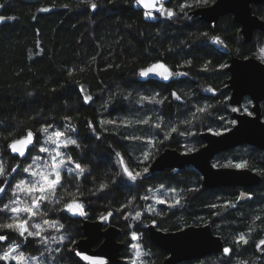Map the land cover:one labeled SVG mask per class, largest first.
Wrapping results in <instances>:
<instances>
[{"label": "trees", "instance_id": "obj_1", "mask_svg": "<svg viewBox=\"0 0 264 264\" xmlns=\"http://www.w3.org/2000/svg\"><path fill=\"white\" fill-rule=\"evenodd\" d=\"M213 1L198 5L196 0H169L164 9L171 10L172 17L158 14L155 21H145L141 10L131 7L132 0H0V16L6 18L0 21V165L5 170L0 187H7L0 207L11 202L12 187L28 176L23 169L32 157L47 159L39 151L44 127L51 125L50 132L75 129L79 147L63 151L73 158V169L77 163L85 169L80 177L62 170L54 196L60 203L43 202L48 217L36 218V222L59 219L65 225L61 234L68 238L59 246L62 251L51 257L56 264H82L68 253L70 244L82 235L81 219L65 209L73 200L83 204L89 219L111 212L110 222L122 229L119 264H131L133 232L144 254L142 264H161L166 252L150 242L148 223L175 230L206 222L231 249L230 255L221 251L175 264H264V251L257 247L264 239V149L240 144L212 160L214 165L244 163L260 174V182L247 188L205 187L191 165L176 173L157 170L135 182L117 176L122 172L121 159L130 171L141 172L164 147L194 149L202 144L201 131L231 126L224 66L228 53L209 43V25L189 14L192 8ZM91 3L97 4L94 11ZM252 12L264 20V2L252 4ZM237 27L231 14H224L214 30L232 53L255 55L264 43V30L254 31L249 41L239 44ZM155 60L186 76L168 82L139 80L138 69ZM142 95L156 96V101L141 102ZM262 104L264 119V100ZM199 108L205 111L198 112ZM143 119L148 123L135 122ZM173 127L176 132H171ZM27 130L35 133V142L20 161L7 151V143ZM101 184L108 187L101 190ZM172 189L181 202L170 207L166 194L171 196ZM241 191L247 197L239 198ZM156 193L168 202L157 203L152 199ZM136 212L141 216L133 220ZM7 215L0 214V224L12 222ZM0 235L9 237L0 242V252L16 245L31 256L42 250L35 239L24 241L2 228ZM240 235L246 244L238 241Z\"/></svg>", "mask_w": 264, "mask_h": 264}, {"label": "water", "instance_id": "obj_2", "mask_svg": "<svg viewBox=\"0 0 264 264\" xmlns=\"http://www.w3.org/2000/svg\"><path fill=\"white\" fill-rule=\"evenodd\" d=\"M168 1L159 0L157 7L161 4L164 7ZM262 2L264 0H214L208 5L192 8L189 14L198 16L212 29L220 16L231 14L233 21L239 25L236 31L237 40L245 43L252 38L254 31L264 30V20L252 12V4ZM131 7L141 10L145 21H155L159 14L153 12L146 16L147 10L142 5H137L135 0H132ZM211 36L214 37V34L212 33ZM156 62H163L173 73L168 80L155 74H149L148 77L139 76L141 69ZM227 70L230 73L227 84V88L230 89L229 103L240 104L243 96L248 95L253 101L252 114L233 111L232 116L235 118V123L230 128L221 131V135L208 130L201 132L199 136L204 144L193 151L181 152L176 148L165 147L146 166L149 171L147 173L141 171L142 176H148L164 168H169L172 173H176L185 165H192L200 172L201 182L205 187L239 186L247 188L260 182L261 175L248 167L237 169L235 166H215L211 163L214 154L239 144L264 149V120L261 118L260 109V101L264 99V61L254 56L246 58L231 56ZM137 75L142 81L155 79L168 82L184 77L186 74L171 69L162 60H155L139 68ZM29 131L33 133L34 141L28 146L25 155L21 157L19 154L12 153L9 144L25 137ZM35 137L32 130H27L7 143V151L21 161L34 145ZM73 216L81 219L82 235L70 244L69 254L82 264H94V260H103L104 264L121 263V250L124 244L118 236L122 233V229L110 222V211L94 219L79 215ZM146 231L150 242L166 252L161 264H175L183 260L198 259L211 253H219L225 248L222 237L213 232L209 222L188 224L175 230H163L154 223H148ZM77 251L94 259L85 261L82 256L76 255Z\"/></svg>", "mask_w": 264, "mask_h": 264}, {"label": "snow or ice", "instance_id": "obj_3", "mask_svg": "<svg viewBox=\"0 0 264 264\" xmlns=\"http://www.w3.org/2000/svg\"><path fill=\"white\" fill-rule=\"evenodd\" d=\"M137 5H142L147 11L145 15H151L153 12L159 13L161 16L172 17L173 12L171 10L164 9L161 4L157 7L159 0H135ZM196 3H207V0H196ZM190 5H182L185 7ZM91 8L93 11L97 8L96 3H91ZM6 19L4 16H0V21ZM217 42H219L217 38ZM264 53V48L260 50ZM190 63V61H189ZM149 74H155L164 80H168L173 73L163 62H156L155 64L143 68L139 71L140 77H148ZM175 95V93L173 94ZM179 97H177L178 99ZM140 101H156V96H140ZM198 112H204V108L197 109ZM235 111V109H233ZM133 121H125V123H132ZM136 123L147 124L148 120H138ZM108 123H114V121H108ZM235 123V121H233ZM52 126L49 125L41 129L43 133L46 134V140L44 147L39 149L40 153H46L47 159L37 156L32 164L23 169L25 174H28L29 178L20 179L12 187L11 196L12 200L10 203H4L0 207V214H11V220L13 222L0 224V228L15 232L19 238L27 241L29 238L38 241L39 254L37 256L26 255L25 252L19 245L10 246L7 250L0 252V264H56L54 259L51 257L55 254H59L62 249L59 247L64 244V241L68 238L62 233L65 229V225L60 222L59 219L44 218L42 222H36L37 217H48V213L42 210L43 202L47 201L49 203L58 204L60 201L55 199V192L62 182V170L69 173L75 171L77 177L84 174L85 169L81 167L79 163L75 164V169H73V158L63 151L68 149L70 146L79 147L78 138L75 137V129L70 126L64 130H54L49 131ZM156 128H160V124L155 125ZM211 131V129H209ZM171 132H176V128H172ZM70 133L72 135H70ZM214 134L221 135V131H217ZM126 139H140V137H125ZM168 137L165 136L164 139ZM34 141L33 133L29 131L27 135L21 139L13 141L9 144V149L12 153L19 154L23 157L29 145ZM151 143V141H150ZM192 151V149H189ZM119 157L121 154L116 153ZM149 155L146 154L144 160L147 161ZM122 172H117V176L120 180L125 177L129 181H137L138 177L142 176L140 171L132 172L129 170L128 166L124 164L123 159L120 161ZM246 165L244 163H237L235 167L237 169L243 168ZM4 167L0 165V175H4ZM15 171V169L13 170ZM149 168H143V173H147ZM107 184H101V190L107 188ZM163 188V185H161ZM7 191V187H0V200L3 199V194ZM171 201L170 207L179 205L181 202L180 195L175 189L171 190ZM144 199H149V197H144ZM157 203L163 204L166 202L164 198L159 196H153ZM131 203V201H129ZM227 203V202H226ZM215 207V205H213ZM65 209L72 215L85 216L86 212L84 210L83 204L76 202H70L65 205ZM141 216L140 212L132 217L133 220H138ZM26 217V218H25ZM104 219V217H101ZM9 239L7 235H0V242H6ZM131 239L136 241L139 239L137 234L133 232L131 234ZM238 241L247 243V239L244 235L238 237ZM55 244L57 247L52 248L50 245ZM264 240H261L257 245L260 251H264ZM134 256L132 264H142L141 257L144 255L138 246L134 245ZM223 253L225 255H230L231 249L228 247L223 248ZM77 256H82V259L87 261L89 259H94L88 255H84L81 252H76ZM94 264H104L103 260H94Z\"/></svg>", "mask_w": 264, "mask_h": 264}, {"label": "flooded vegetation", "instance_id": "obj_4", "mask_svg": "<svg viewBox=\"0 0 264 264\" xmlns=\"http://www.w3.org/2000/svg\"><path fill=\"white\" fill-rule=\"evenodd\" d=\"M233 20V19H232ZM237 24V23H236ZM238 25V24H237ZM210 27V26H209ZM214 28H215V26H214ZM214 28L212 29L211 27H210V33L207 35V37H206V40L209 42V43H211L212 45H214L216 48H218V49H220V50H223L224 52H226V53H228V61L225 63V69H226V71L228 72V77H227V79H226V85H225V88L228 90V96H227V104H228V108H229V114H230V118H231V121H232V124H231V126L233 125V121H235V118L232 116V112H233V109H235V111L236 112H245V113H248V114H252V110H251V106L253 105V101L250 99V97L248 96V95H244L243 96V98H242V101H241V103L240 104H230L229 103V96H230V89L229 88H227V84H228V78H229V76H230V73H229V71L227 70V66H228V64H229V62H230V58H231V56H236V57H239V58H246V57H250V56H254V57H257L256 56V54L255 55H248V56H239V55H236V54H234V53H232L231 51H230V49L228 48V45L226 44V42L224 41V39L219 35V34H217L216 32H215V30H214ZM239 29V25H238V27H237V29H236V31ZM257 31V30H256ZM212 33L214 34V37H212L211 35H212ZM235 37H236V32H235ZM217 38H218V40H219V42H217ZM236 40H237V37H236ZM238 41V40H237ZM238 43L239 44H242V43H240L239 41H238ZM258 58V57H257ZM258 59H260V58H258ZM261 60V59H260ZM171 68V67H170ZM172 69V68H171ZM174 70V69H173ZM175 71H181V70H175ZM181 72H183V71H181ZM185 73V72H184ZM186 76V75H185ZM184 76V77H185ZM210 90H212V92L211 93H214V90L213 89H210ZM264 99H262L261 101H260V109H261V118L263 119V112H262V110H263V104H262V101H263ZM264 120V119H263ZM230 126V127H231ZM230 127H228V128H230ZM227 128V129H228ZM226 130V129H225ZM205 131H207V130H205ZM209 131V130H208ZM223 131V130H222ZM201 132H203V131H201ZM200 132V133H201ZM212 132H214V131H212ZM199 133V134H200ZM198 134V135H199ZM199 138H200V136H199ZM200 140L202 141V144L201 145H199L198 147H200V146H202L203 144H204V141L200 138ZM240 145V144H239ZM167 147H169V146H167ZM198 147H196V148H194V149H192V151L193 150H195V149H197ZM235 147V146H234ZM165 148V147H164ZM163 148V149H164ZM171 148H174V147H171ZM162 149V150H163ZM161 150V151H162ZM178 150V149H177ZM160 151V152H161ZM180 151V150H179ZM189 150H185V151H181V152H188ZM223 151V150H222ZM159 152V153H160ZM221 151H219V152H217L216 154H214L213 155V157L211 158V163L214 165V163H213V158H214V156L215 155H217L218 153H220ZM156 156V155H155ZM154 156V157H155ZM153 157V158H154ZM151 162V161H150ZM192 166V165H191ZM215 166H229V165H215ZM193 167V166H192ZM195 168V167H194ZM169 169V168H168ZM196 169V168H195ZM197 170V169H196ZM198 171V170H197ZM199 172V171H198ZM200 173V172H199ZM200 176H201V174H200ZM202 178V177H201ZM202 183V182H201ZM242 194H245L246 196H247V193H245V192H242L241 191V194L240 195H242Z\"/></svg>", "mask_w": 264, "mask_h": 264}, {"label": "rangeland", "instance_id": "obj_5", "mask_svg": "<svg viewBox=\"0 0 264 264\" xmlns=\"http://www.w3.org/2000/svg\"><path fill=\"white\" fill-rule=\"evenodd\" d=\"M262 48H264V43H261L260 45H259V47H258V50H257V52L255 53L256 54V56L258 57V58H260L262 61H264V53H262L260 50L262 49ZM208 91H210V92H212V90H210V89H208ZM84 96H85V99L86 100H88L89 99V96L88 95H86L85 93H84ZM45 140H46V136L44 137V139H43V142H42V144H41V146H40V148L41 147H44V146H47V145H45ZM37 156H40V155H34L33 157H32V160H31V164L34 162V160H35V158L37 157ZM41 157V156H40ZM225 165H229V166H235V164L233 165V164H231V163H224ZM29 166V165H28ZM26 178H29L28 176H26V177H24L23 179H26ZM168 193V192H167ZM168 197H170L169 199H171V196L169 195V194H166ZM155 196H159V194H155ZM238 197L239 198H243V197H247L245 194H242V195H238ZM162 198H164L165 200H166V198H165V196H163ZM166 202H168V201H166ZM10 216V217H9ZM7 217H9V218H11V214L9 213V215H7ZM26 218V217H25ZM12 221V220H11ZM13 222V221H12ZM262 240H264V239H262ZM259 244V243H258ZM134 245H136V246H138L139 247V249L142 251V249H141V247H140V244H139V242H138V240H136V241H133L132 240V243H131V251H132V255L134 256V248H133V246ZM133 256H132V260H133ZM132 260H131V264H132Z\"/></svg>", "mask_w": 264, "mask_h": 264}]
</instances>
